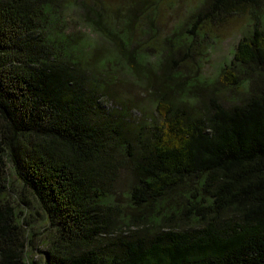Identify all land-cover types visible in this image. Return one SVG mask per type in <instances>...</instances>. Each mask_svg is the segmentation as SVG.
Wrapping results in <instances>:
<instances>
[{"label":"trees","instance_id":"trees-1","mask_svg":"<svg viewBox=\"0 0 264 264\" xmlns=\"http://www.w3.org/2000/svg\"><path fill=\"white\" fill-rule=\"evenodd\" d=\"M260 4L204 0L189 32ZM255 17L218 79L247 81V96L226 107L206 92L195 114L180 103L193 98L192 83L182 87L163 40L154 53L128 50L130 32L115 30L97 0H0V264H27L11 191L53 232L43 264H264V32ZM75 18L140 79L151 114L132 120L126 105L103 106L112 95L65 30Z\"/></svg>","mask_w":264,"mask_h":264},{"label":"rangeland","instance_id":"rangeland-1","mask_svg":"<svg viewBox=\"0 0 264 264\" xmlns=\"http://www.w3.org/2000/svg\"><path fill=\"white\" fill-rule=\"evenodd\" d=\"M97 1L106 19L112 26H116L115 30L124 26L130 32L133 43L127 47L128 50L135 47L154 53L159 51L163 40V57L171 60L169 65L178 66L183 73L182 87L192 83L189 90L193 98H183L180 102L183 108L192 109L196 114L199 109L198 98L206 92L214 93L226 107L240 104L247 96V81L229 88L220 84L218 79L221 69L232 60L238 41L251 33L256 15L260 21L258 27L264 32V0H261L259 9L244 8L222 20L213 19L212 23L210 19L204 20L196 25L194 33L189 32L195 21L192 16L202 7L204 0ZM75 20L78 23H68L65 30L77 40L82 55L87 59L84 61L86 68L91 70L92 75L104 79L103 82L112 97L102 96L103 106L114 111L119 110L118 104L126 105L132 120L139 119L141 112L145 116L151 114L153 106L143 91V84L123 64L113 45L82 24L79 19ZM126 24L129 25L125 27ZM170 40L176 44L172 51L168 47ZM178 96L179 94H174V98L178 99ZM121 175L122 181L128 177L124 172ZM16 187L14 183V188ZM121 191L124 193V188ZM11 196L17 205V211H21L19 220L27 240L30 241L26 250L27 264H43L42 251L53 235L48 221L35 212V206H23L19 202L18 194L11 191ZM119 201L126 203L124 198Z\"/></svg>","mask_w":264,"mask_h":264}]
</instances>
